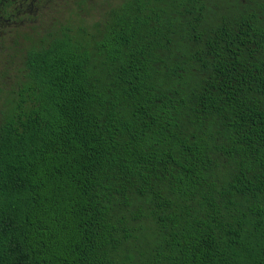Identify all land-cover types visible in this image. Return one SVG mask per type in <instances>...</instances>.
<instances>
[{
    "label": "trees",
    "instance_id": "1",
    "mask_svg": "<svg viewBox=\"0 0 264 264\" xmlns=\"http://www.w3.org/2000/svg\"><path fill=\"white\" fill-rule=\"evenodd\" d=\"M78 1L0 44V264H264V0Z\"/></svg>",
    "mask_w": 264,
    "mask_h": 264
},
{
    "label": "flooded vegetation",
    "instance_id": "2",
    "mask_svg": "<svg viewBox=\"0 0 264 264\" xmlns=\"http://www.w3.org/2000/svg\"><path fill=\"white\" fill-rule=\"evenodd\" d=\"M64 1L67 0H13V9L16 15L12 16V0H10V16L0 17V44L2 42H7V40L10 42L12 38V28L24 24V20H22L23 16L32 19L42 14V12L47 13L56 9L59 12ZM76 1L77 0H73V4L79 12V7L77 8L79 1ZM52 7H54V10H52Z\"/></svg>",
    "mask_w": 264,
    "mask_h": 264
},
{
    "label": "rangeland",
    "instance_id": "3",
    "mask_svg": "<svg viewBox=\"0 0 264 264\" xmlns=\"http://www.w3.org/2000/svg\"><path fill=\"white\" fill-rule=\"evenodd\" d=\"M115 3H118L117 0H96L95 2L92 1L91 4L87 5V8L85 11H80L84 12V15L82 16L84 19V23L86 25L93 24L96 22H99L101 19V16L105 15L109 8L112 7L111 5H114ZM80 7L79 5L77 8ZM59 9V8H58ZM83 14V13H82ZM49 15L47 17V22L51 23V21L57 22L58 19L61 21L64 20H72V21H78V10L73 4V0H67L64 1L62 4V7L60 8L59 12L58 10H54L49 12ZM46 23V24H48ZM15 29L12 28V35H15ZM8 31V30H7ZM14 33V34H13Z\"/></svg>",
    "mask_w": 264,
    "mask_h": 264
}]
</instances>
